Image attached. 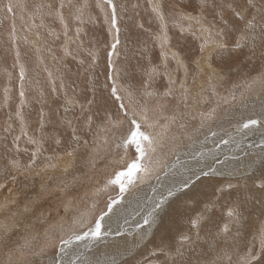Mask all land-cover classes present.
<instances>
[{
    "label": "rangeland",
    "instance_id": "1",
    "mask_svg": "<svg viewBox=\"0 0 264 264\" xmlns=\"http://www.w3.org/2000/svg\"><path fill=\"white\" fill-rule=\"evenodd\" d=\"M255 1L256 7H264V0ZM177 2L178 0H112L116 9V27L113 28L111 24L112 10L103 3V0H0V183L5 185V187L0 188V202L2 199V202H5L0 204L2 205L0 207V221L5 224L4 227H0V264H50L57 257L60 238L62 236L67 237L73 230L82 231L78 228L74 229L73 220L82 211L87 208L91 209L92 198L89 199V186L87 184L92 178L100 175L101 178L97 185L104 186L107 179L113 175L114 170L120 168L117 162L124 155V149L123 147H121L122 149L117 148L116 145L121 143V139L127 137L133 129L132 124L120 112L118 102L111 94L113 85H115L120 96L124 97L123 91L129 90L135 94L136 98L139 97L140 102H142L144 92L151 91L152 93L154 86L161 88V94L155 93L149 96L144 104L160 109L155 121L157 124L158 122L162 124L163 131L164 128H167V131L182 129V125L177 128H174V125L169 127L167 121H189L191 123L187 127L189 132L185 135L188 139H183L181 143L182 147L189 149L190 163L196 162L197 158H204L207 152L214 148L213 145L216 143L214 132L206 133L211 137L210 142L212 144H206L207 147L203 149L201 148L202 144L198 142V139L202 137L190 138V135H193L203 125V114L212 109H215V112L211 120L216 122L204 121V126H211L219 133L228 130L230 134L238 137L241 136L240 128H243V123L248 119H256L259 123L264 122V103L260 104L261 99H264V91L254 92V86H252L257 75H263L264 81V57L260 56L250 63L244 61L247 65H242V67L237 66L236 62H242L241 59L246 52H244L243 47L234 49L233 46L237 41L236 38L239 37V32L242 31L247 22L237 18L235 12H242L246 6L245 17L248 19V15L252 17V9L256 8L249 7L247 0H204L203 4L200 0H183L184 3L180 0L182 3L178 2L179 4ZM9 4L12 5L11 12L7 10ZM156 5L159 6V10L164 16L163 28L156 12L153 11V7ZM190 12L209 27L212 28L213 25L218 27L219 32L214 33V35L217 38L219 36L218 39L226 44V48L214 49L212 52L216 53V55L213 54L214 57L212 55L214 58L212 62L216 68L217 78L213 82H201L200 80L201 83L198 84L199 88L204 85V95L208 92L207 95H212L213 100L210 99L212 101L209 102L206 99L201 100L202 113H198L193 118L187 115V113H191V110H183L178 94L165 95L169 87V82L166 80L168 67L172 74L177 70L174 69L175 62L170 58L169 54L171 53L162 51L163 44H159V41L162 40L160 38H162L163 29L169 31L170 36H175L172 39L176 43L173 45L168 43V47L177 50L182 58L189 60L185 63L186 70L188 68L189 72L191 71L193 60L200 55L203 56L201 44L198 42L200 38H197L201 28L195 22L192 23L195 29L190 28L184 33L178 31V28L182 26L181 17L188 16ZM61 17L63 22H61ZM257 19H260V16H257ZM189 23L190 21L187 19L185 24L188 25ZM230 27L232 32L229 31ZM77 29L80 31L77 32ZM224 32L225 34L222 36ZM179 34L184 36L187 34L186 37L189 42L183 44L180 39L183 36ZM231 40L234 41L231 42ZM256 43L257 48L262 47V45L258 47V40ZM113 44L116 45L115 48L112 47ZM227 51L229 52L227 53ZM220 52L225 54L221 53L222 55H220ZM162 53L167 54V59L165 56L162 57ZM200 58L202 57H199V60ZM231 64L235 67H232ZM21 69H23V78L28 77H25L27 87L21 85ZM223 69L224 71H219ZM221 73L225 74H223L225 78ZM187 81L189 86L190 78ZM28 83L30 87H28ZM96 83L98 85L105 84L107 95L111 101L108 104L112 105V108L109 105L107 107L112 112L100 111V107L96 106L94 93ZM175 83L172 84L176 86ZM21 92L24 95L23 101ZM233 94L236 97L234 100L232 99ZM90 101L92 103H89ZM124 103L125 105L128 104L125 97ZM116 114L122 117L121 120H118L125 124H120L117 127H120V130L125 126L131 129L128 128L124 133H120L119 137H116L117 127H112L108 123L109 117L115 120ZM226 115L230 116L228 117L229 121H222L223 117L225 120ZM89 118H91V123H89ZM210 123L212 124L210 125ZM101 128L106 130L101 132ZM142 130L149 132L148 128H142ZM73 134L76 136L79 134L84 142L87 141V146H82L83 144L79 142L83 150L80 155L74 157V159L78 158L77 165L79 168L76 171L64 174L63 177L56 178L53 183L48 181V184L41 186L37 185V179L32 180L29 177H35L34 173H45L51 177L58 171L55 167L39 168L27 172L19 170L11 172L13 169L10 162L13 159L21 163L27 160L26 155L23 154L24 151L17 147L21 146L20 139L29 144L36 141L34 144L37 145V148L31 152L30 156L32 158L33 152H36L35 161H39L41 144L38 143V140L40 138H44V140L49 136L56 138L55 146L49 147L54 153L66 154L69 151L76 153L73 151L74 148L68 147L71 144H69V140L73 138ZM248 135L251 143L254 139L259 138L253 133ZM103 138H107L106 143L105 141L102 142L101 139ZM238 138L240 140V137ZM96 144H102L101 147L105 148V151L99 149L97 167L84 171V166L92 157V153L95 152L94 149L96 148L93 146ZM252 145L255 144L252 143ZM92 147L93 152H90ZM179 147L181 149V146ZM17 151L21 153L18 154ZM244 151L245 149H239L238 152L242 154ZM26 154L28 153L26 152ZM133 156L134 150L130 149L127 158L131 159ZM262 156H264V152ZM248 157H253V154ZM228 159L231 158H228L225 153L217 159L212 157L202 159L201 163L206 170H209V166L216 169L221 161ZM258 166H261L260 159ZM165 170V168L159 169L156 174L152 175L151 179L147 180V183H144L146 181L143 182L144 184L137 182L123 194L114 186L103 191V195L97 193L100 197V200L97 201L100 205L96 206L98 210L101 208L106 210L110 197L120 200L113 206V213L111 214L113 217L112 215L117 213V219L115 217L105 223L111 229H117L113 227L119 228L118 220L120 219L126 220L130 215L132 216L129 218H143L147 211L151 210L156 196L164 193L160 190L155 192V196H150V193L146 194L148 183L157 179V176L160 177L165 174ZM105 172L106 174H104ZM261 172L264 170H256L247 177L242 175L237 178L246 180L244 182L252 186L246 189L247 197L243 202L236 200L235 193L241 190L239 186H235L232 190L225 191V194L229 195L227 199L231 200L228 199L226 200L227 203L224 201L225 203L207 207L208 212L212 209L216 213L215 222L210 231L211 240L207 242L208 250L202 258V262L199 261L200 254L197 252L192 257L184 259L188 264H243L242 258L244 259L248 255L249 249L243 240L237 242L235 238L240 235H249L250 232L244 229L243 225H237L231 222L232 220H228L223 211L231 202L236 205L249 202L256 190L254 189L256 188L255 183L260 179ZM24 175L27 176L23 177ZM12 177H15V180ZM206 178L209 179L210 177ZM211 178L218 184L215 181V175ZM166 182L167 187H169V181ZM139 186L140 189H136ZM141 189L147 192L141 194ZM134 191L137 193L131 194ZM181 197L184 198L185 196L180 195ZM176 200L173 199L165 205L171 212H175L172 203ZM200 208L201 205L184 203L177 213L179 217L188 220L191 237L194 235L195 229L191 227L189 217H192V213ZM163 210L159 211L158 214L161 212L164 214L165 211ZM224 218L231 223L226 222L220 226ZM107 219L105 218V221ZM206 221L205 217L200 221L199 236L205 235L202 224L204 225ZM126 223L121 229L125 228ZM225 224L229 228L232 224L233 232L229 238L221 232ZM167 228L170 230L169 227ZM145 229L146 226L128 236L126 231L119 235H113L116 239L115 242L113 240L105 241L108 235L99 241L84 240L79 244L70 246L67 255L62 257L60 255V257L65 264L69 260H75L77 256L86 259L90 264H111L113 259L117 261V264H144L145 258L154 261L155 264H164L166 260L168 264H172L171 260L166 256L164 257L163 254H160L161 256H149V253L158 246L156 243L160 244L161 241L158 240L160 237L158 235L151 239L148 238L146 244V240L140 238V233L144 232ZM252 230L255 233H260L261 228ZM166 233L171 234V231ZM182 233L183 231L176 235L179 236ZM218 233L220 235L217 236ZM44 242H51V244L48 248L40 250ZM167 242L171 243L170 241ZM133 244L135 247L132 246ZM153 244L155 245L153 246ZM86 245L88 246L86 247ZM238 245L239 247L234 249V246ZM144 246L146 247L145 256L141 260L137 258V253L142 252ZM250 249L254 252L259 251L258 248ZM16 252L21 256L23 255L21 262L14 263L12 257H15ZM128 252L131 254L126 255ZM171 252L174 253L175 248L172 247ZM24 258L27 262H23ZM77 264H80L79 260H77ZM177 264H181L179 258H177Z\"/></svg>",
    "mask_w": 264,
    "mask_h": 264
},
{
    "label": "bare ground",
    "instance_id": "2",
    "mask_svg": "<svg viewBox=\"0 0 264 264\" xmlns=\"http://www.w3.org/2000/svg\"><path fill=\"white\" fill-rule=\"evenodd\" d=\"M178 2H180V0H178ZM182 2H183V0H182ZM182 2H180V3H182ZM257 3H258V1H257ZM230 6H232V5H230ZM182 7H183V5H182ZM258 8H262V6L261 7H259V6L256 7V9H258ZM180 9L181 10H185V9H182V8H180ZM256 9H252L253 11H251V14H252V16L254 14H256V17L260 16V19L256 18V23L259 24L260 21H261V14L257 13ZM185 11H188V10H185ZM246 12H247V7L245 6V8H243L242 12H240V13H241L243 19L245 21H248L252 17H249V15H248V19H247L245 17ZM177 17H179V16L177 15ZM187 17H192L194 19H188L190 21V23L188 25L185 24L187 19H181L180 23H182V27L187 29V30L190 29V28L191 29H195V27L192 25V23L196 22L198 24V26L201 28L199 30V32H198V35H197V38H200L199 41H198L200 44L203 42V38L206 35H208V33H204L202 31V28H206V29L209 30V32L211 33V38L212 39H213V37H215L214 40H216L218 42H222L220 39H218L219 36L217 38V36L214 35V33L219 32V28L218 27L213 25L212 28H211L208 25H206L205 22L204 23L200 22L196 17H194L192 12H190ZM228 18H230V17H228ZM221 20L225 21V19H223V18H221ZM176 25H178V24H176ZM216 25H218V24H216ZM234 28H236V27H234ZM244 29H245V27H243V29H242L243 32H244ZM230 30L232 32L231 27H230L229 31ZM178 31H180V33H184L185 32V31H183V32L181 31V27L178 28ZM242 31L239 32V37L243 33ZM173 33L176 34L175 32H173ZM224 34H225V32L223 33L222 36H224ZM186 35L184 36L183 34H181L180 36H183V37L179 36L180 39H181V42L183 44H185L186 42L187 43L189 42L187 40ZM174 37L170 36L169 31L163 29L162 30V38H160L162 40L159 41V44L160 43L163 44L162 51L164 50L165 53L166 52H169V53L176 52L178 54L179 58H180V61H181V63L178 64L176 62V60L173 59V61L175 62V68L174 69L177 70L175 73L172 74L171 73V69L169 67H168V75L165 72L166 73V80H168V82H169L168 90L172 89V93L179 95V98H180V100L182 102L183 110L184 111L185 110H187V111L191 110V113H187V115H189L190 117L193 118V117H195V115H198V113L201 112V108H200L201 100L206 99L207 102L213 100V96L212 95L211 96H209V94L207 95L208 92L206 93V95H204L205 94L204 91H203L204 90V85L199 88L198 84L201 83L202 81L203 82L204 81L213 82L214 79L217 78V74H216V71H215L216 68H215L214 63L212 62L213 61L212 59H214L213 58L214 57L213 54L216 55V53H212V52H214V49L216 50V49H220V48L216 47L214 44H210L202 52L203 56L200 55V56H198L197 59L193 60V62L191 61L192 62L191 63V71L189 72L188 68L186 70V64H185L189 60L188 59L186 60L185 58H182L181 54L177 50L172 49L170 46H169L170 48L168 47V43H170L171 45L176 43V41L175 40L173 41V39H172ZM239 37H237L236 39H238ZM233 41L231 40V42H233ZM176 45H178V44H176ZM261 45H262V47H260ZM179 46H182V45H179ZM250 47H251V45L243 47L245 49L244 52H246V54L241 59L242 62H240V61L236 62L237 66H241L242 67V65H244V66L247 65L244 61H248L250 63L252 60L258 59L261 56L259 53L262 50H264V44H262L260 42V40H258V47H260V48L256 49L257 54L255 56H253L251 54ZM229 51H227V53ZM221 53L222 52H220V55H222V54L224 55L225 54L224 52L222 54ZM169 55H170V58H172L171 54H169ZM212 55H213V57H212ZM163 56L164 55H162V57ZM186 57H188V56H186ZM199 57H202V58H200V60H199ZM216 61H217V59H216ZM232 61H233V59H232ZM224 65H223V67H224ZM231 65H232V67L233 66L235 67V65H233V64H231ZM219 67H220V65H219ZM226 69H227V67H226ZM233 69H236V68H233ZM219 71L222 72V71H224V69L223 70H219ZM218 74H220V73H218ZM223 74L221 73L222 76H223ZM189 75H190V77H189ZM262 76L263 75H260V76L257 75L256 79L253 80L254 82H253L252 86H254L253 87L254 88V92H259V91H262V90L264 91V88H263L264 87V81H263ZM25 77L22 79L21 85H23L24 87H27L26 86V80H27L26 78H28V77H26V78ZM188 78H190L189 86L187 84V82H188L187 79ZM200 80H201V82H200ZM172 83L173 84L175 83L176 86H174ZM28 85H29L28 87H30L29 83H28ZM118 85H119V83H118ZM181 85H183V87ZM177 88H178V91L176 90ZM184 88L188 89V92H187V104H185V102H184ZM246 89L248 90L249 88H246ZM161 92H162V90H161V88L159 86H154L153 89H152L153 95L155 93L161 94ZM94 93H95V99H96L95 100L96 101V106L100 107V111L102 110V111H105L107 113L112 112L107 107V105H109L112 108V105L108 104V102H111V101H110V97L107 95V88H106L105 84L103 83V84H99L98 85L96 83V86L94 88ZM123 93H124L125 99L128 101V95L131 92H129V90H124ZM132 95H133L134 99L139 100V97L136 98L134 93H132ZM136 96H138V95H136ZM148 98H149V95H147L144 92V95L142 96L141 104H143L144 107H146L147 110H148L149 122L153 124V127L148 128V129H149L150 134L154 137V139L156 141V144H155L156 151H155V153H149V155L153 156L154 159L160 160L162 162V164H166V165L169 164V165H167V168L165 170V172L166 171L168 172V174H167L168 177L165 176V174H163V175H161L159 177V179H155L154 178L155 180H152L150 183H148V185H149L148 189H147L148 192L145 191V190L142 191V189H141V191H140L141 194H145L147 192L146 194L150 193V196H152V195L155 196L156 193H157L156 191L162 190V191L166 192V189L168 188L167 185H166L167 184V182H166L167 180L169 181L168 182V184H170L169 186H171L173 181L181 179L184 175H192L193 172H199L201 169H203L204 171H207L204 168L203 164L201 163L202 159H209L210 157H212L214 159H217L219 156H222L225 153H226V155H228V158H231V159L221 161L220 164L218 165V167L216 168L217 174L215 175L216 176L215 181H217L218 184H216L211 178V176H214V175L209 176L210 177L209 179H207L204 176H201V177H204V178H200V181L199 180L196 181V183L192 186L190 191H187L186 194H181V195L185 196L184 198H182V197L180 198L179 197L178 200H176V201H174L172 203V205L174 206L175 212H171L169 210V208L164 206L165 208H164L163 211H165V213L162 214V212H161L160 214H158L156 224H154L151 228H149L148 225H144L143 224V218H139V219L138 218L134 219L133 217L129 218L132 215H130L128 217V219H126V220L125 219L118 220V222L120 223L119 224V228L118 227H113V228H117V229H111L110 226H108V224L105 223V225H107V227H105V230L110 229V233L105 238V241H112L113 240L115 242L116 239L113 237V235L117 234V230H119V231L121 230L120 233H123V232L126 231L125 233L128 236V235H130V233L142 230V228L146 226V229L144 230V232H150L151 233L147 237V239L148 238L151 239L152 237H157L158 235H160V237L158 239L159 241H161L162 238L166 242L170 241L171 244H172V247L175 248L176 247V239L178 237L176 235L177 233H181L183 231L182 234H187V235L190 236V234H189V231H190L189 226L190 225L187 222L188 220L187 219L185 220V219L179 217L177 215L178 210L181 209V206L184 203H187L189 205H201V208H204V209L200 208L199 210L195 211L196 213L193 212L192 213V217H189V219L195 218L197 216H202L203 218L205 217V220L207 219V221H206V223L204 225L202 224V228H203V231L205 232V235L204 236H200V239L195 244L193 250L185 252L184 259H186L188 257H192V255L197 252V253L200 254L198 259H199L200 262H202V258L204 257L206 251L208 250V243L207 242H209L211 240L210 231H211V228H213V223L215 222V218H216L215 210L210 209V211L208 212L206 206L203 207V205L206 204L207 206H209V205L216 206V204H218V203H222L224 201L226 202V200L229 199V198L227 199V197L229 195L225 194V192L223 194L217 193L216 190L218 188L224 186V185L227 186L228 184H232V185L235 184L234 186H236V187L239 186V189L241 191L235 193L236 194V200H239L240 202H243L245 200V198L247 197L246 189L248 187H252V186H249L248 184H246L244 182L246 180L237 179V178L239 176H242V175L244 176L245 173L252 174L256 170H262V169L264 170V168H262L261 166H258L259 159L262 157L263 152H264V122H260L259 125H256L253 128H251V129L240 128L241 130H239V131H240V135L241 136H238V137H240V140H239L238 137H236V135L233 136L232 134H230V132L228 130H226L224 133H219L218 131L216 132L215 131L216 129H213L211 126H209V127L204 126V122H203V125H201V127L198 128L196 130V132L193 133V135H190V138L191 139L192 138L198 139L199 137H202V138L198 139V142L202 144L201 148L203 149V148L207 147L206 144H212L210 142L211 137H209V134L206 135V133L214 132L216 134V137H215L216 143L213 145L214 148L207 152L208 156L206 154L204 158H197L196 162L190 163V161H189V156L190 155H188L189 149L187 147H182L181 143H182L183 139L184 140L188 139V137L185 136V135L187 134V132H189L187 127L189 126V124L191 125V123H189V121H186V122L185 121H167L169 127H172L174 125V128H177L178 126L182 125V129L180 128L181 129L180 130V129L177 128V130H175V131H167V128H164V131H163L162 124H160L159 122L157 124L156 121H155V119L158 117V112L160 111V109L158 107H149V106L145 105L144 103L146 102V100ZM210 99H212V100H210ZM23 100H24V95H23L22 101ZM259 100H260V98H259ZM263 103H264V99L263 100L261 99V103L260 104H263ZM210 105H212V104H210ZM114 110H115V108H114ZM115 112L117 113L116 110H115ZM228 117H230V116L226 115L225 120H224V117H223L222 121H229ZM118 119L121 120L122 117L116 114L115 120H118ZM220 120H221V118H220ZM207 121H213V123L216 122L214 120H207ZM120 124H124V122H122ZM211 124L212 123H210V125ZM128 128L129 127L125 126V127L121 128V130H120V127H117V129H116V133H117L116 137H119L120 133L121 134L124 133L125 130H128ZM129 130H131V129L129 128ZM249 133L256 134V137L259 136L258 139H254L253 142H252L255 145H252V143L250 142L251 140H250V138H248V136H249L248 134ZM73 137H74V134H73ZM76 137H78L80 140L79 139L76 140L74 138L69 140L70 141L69 144L70 143L71 144L68 147L74 148L73 151L76 152V153H73V152L69 151V152L72 153V155H68L69 152H67L66 154H58V153H56V152L54 153V152H52V150H50L49 147L51 145L53 147L55 146V140H56L55 137L49 136L48 138L46 137V140H44V138H40L38 140V143L41 144V151H40V155L38 157V158H40V160L39 161L36 160L32 167H28L30 161H32V158H31L30 155H31V152L34 149L37 148V145L34 144V143H30L29 144L27 141H24V140L20 139L21 146H17V147L24 151V152L23 151L22 152H23V154L26 155V159L27 160L25 162H23V163L19 162V164H20L19 168H14L12 166V164H11V168L13 169L11 172L13 173L16 170L27 172L29 170H37L39 168L47 169L48 167H55L58 171H57L56 174L52 175L51 177L49 175H46L45 173H39V174H35L34 173L35 177L34 176L29 177L32 180L37 179V181H38V183L36 182L37 185L41 186V185L48 184V181H50V183H53L56 178L63 177L64 174H70V173L76 171V169L79 168V166L77 165L78 158L74 159V157L75 156L77 157L78 154L80 155L82 150H83L82 146H85V142L83 141L84 139L81 137V135L77 134ZM101 140H102V142L105 141L104 138L101 139ZM202 141H209V142L203 143ZM224 141H227V143H225ZM79 142L81 144H83V145L80 146ZM77 145H79V146H77ZM101 145L102 144H96L95 146H93V147L96 148L95 152H93V147L90 150V152H93L92 153V157H90V159L87 158V159H89V161L87 160L88 162L86 163V165L83 164V165H85L84 166V171L85 170H91L93 167H97V158H98L99 149H101V151L103 149V147H101ZM184 145H185V143H184ZM179 146H181V149H180ZM228 146H230V147H228ZM253 147H255V149H252ZM239 149H241V150L245 149L244 153L239 154V152H238ZM103 151H105V148L103 149ZM26 152L28 154H26ZM57 152H59V151H57ZM14 153H16V152H14ZM20 153L21 152H18V154H20ZM250 154H253V157L249 158L248 156ZM126 159H128V158L126 157ZM13 161H17V160L13 159ZM255 163H256V165H255ZM173 165L175 167H173ZM118 166H120V168H122L125 165L119 164ZM153 167H154L153 175L156 174L159 171V169H163V167H161V166H155L154 165ZM0 174H1V172H0ZM104 174H106V172ZM26 176L27 175H24L23 177H26ZM0 177H1V175H0ZM100 178H101L100 175H97L94 178H92L91 181H89L88 184H87L89 186V190H88L89 199L92 198L91 199L92 201L90 202L91 203L90 205H92L93 203H95L96 206L100 205L99 203H97V201L100 200V197L98 196L97 193H102V195H103V191L102 192H97V189H96V188L99 189V188L103 187L102 185H97V182L99 181ZM144 183H147V180ZM34 186H36V185H34ZM132 188H134V187H132ZM136 189H140V186L137 187ZM254 189H256V190L253 192V197L249 200V202H247L245 204H238V205H236L233 202H231L229 204V206L225 207L223 213H224L225 217L228 220H231V218L228 217L227 212L229 211V209L239 207V209L241 211L240 225H243L244 229L248 230L250 232V234L249 235H240V236L236 237L235 239H236L237 242L243 240V243L246 245V247H248V249H250V248H256L257 249L258 248V250H260L259 239H258L259 233L258 232L255 233L252 229H257V228L264 227V192H262L258 188H254ZM136 193L137 192L134 191L131 194H136ZM159 196L160 195H157L156 197L158 198ZM141 200H142V198H141ZM150 200H152V199L150 198ZM229 200H231V199H229ZM2 201H3V199H2ZM2 201L0 202V204H4L5 203V202H2ZM144 203L146 204V202H144ZM140 206H141V204H140ZM131 207H133V206H131ZM137 208H138V206H137ZM86 210H89V209L87 208ZM86 210H84L82 212H85ZM96 212L98 213L99 210L96 209ZM131 212H133V211H131ZM147 213H148V211H147ZM223 213H222V216H223ZM193 214H195V215H193ZM112 216L113 217H111L110 220L114 219L115 217L117 219L118 214L116 213L115 215H112ZM227 219L224 218L223 222L220 223V226L223 225L226 222H228V223L232 222V221L229 222ZM110 220L107 219L105 222L110 221ZM125 223H126L125 228H124L125 230L121 229V227ZM138 225H140L142 227H138ZM4 226H5V224L2 221H0V227H4ZM167 227H169L170 230ZM229 229H230V231L228 233H225L226 234L225 236H227L228 238L232 236V232H233L232 224L230 225ZM167 231H171V234L170 233L167 234L166 233ZM197 231H199V232L201 231V227L200 226H199L198 229H195L193 231V234H194L192 236L193 239L196 238L195 234L197 233ZM222 237H224V236L222 235ZM130 238H131V236H130ZM147 239H145L146 240V244L148 243V240H149V239L148 240ZM156 242H158V241H156ZM50 244H51V242H44L43 246H42V248H40V250L44 249V248H48L50 246ZM156 244H158V246H159L161 243L160 244L156 243ZM154 245L155 244H153V246ZM132 246L135 247V244H133ZM238 247H239V245L238 246H234V249H236ZM145 251H146V247L144 246L143 251L137 253V258H140L142 260L144 258V256H145V254H144ZM256 252H258V251L256 250ZM60 255H61V257L65 256V254H63V253H61ZM22 256H21V254H18L16 252L15 257H12V258H14V260H13L14 263H17L19 261L21 262ZM56 258L57 257H55L54 259H56ZM243 260L244 259L242 258V262H243ZM23 262H27V261H25V258L23 259Z\"/></svg>",
    "mask_w": 264,
    "mask_h": 264
},
{
    "label": "snow or ice",
    "instance_id": "3",
    "mask_svg": "<svg viewBox=\"0 0 264 264\" xmlns=\"http://www.w3.org/2000/svg\"><path fill=\"white\" fill-rule=\"evenodd\" d=\"M201 4L204 3V0H200ZM249 7L256 8L255 0H247ZM103 3L108 6L112 10V19L111 24L112 27H116V9L115 5L112 3V0H103ZM7 10L9 12L12 11V5H7ZM153 11L156 12L158 18L161 21V27L164 26V16L159 10V6L156 5L153 7ZM256 12L261 14V21L260 23H256V14L252 16L245 24L244 32L241 36L237 39L234 49H240L242 47H246L251 45L250 51L253 56L257 54V40H260L262 44H264V7L256 9ZM238 18L243 19L240 12L235 13ZM181 19H194L192 17L182 16ZM61 22H63V18L61 17ZM198 22V21H197ZM180 26V25H178ZM181 27V31H186L187 29ZM80 30L77 29V32ZM204 33H208L203 38V42L200 45L201 52L204 51L210 44H214L216 47L219 48H226V44L223 42H218L211 38V33L208 29L202 28ZM118 42V41H117ZM113 48L116 47L115 44L112 46ZM262 57H264V50L259 53ZM167 59V54L162 53ZM172 59L176 60L178 64L181 63L180 58L176 52L171 53ZM21 79H23V69H21ZM183 87V85H181ZM250 87V85H249ZM187 92L188 89L184 88V102L187 104ZM172 89H169L165 95H171ZM112 96L118 102V107L120 112L123 114L124 118L128 120L133 129L130 134L123 138L121 143L116 145L117 148L123 147L124 155L121 156L120 160L117 162L118 164L125 165L124 167L114 170L112 176H110L105 185L102 188L97 189V192L107 191L109 187H116L119 189L121 194L125 193L129 187L134 186L137 182L143 183L146 180L151 179L153 172H154V165L161 166L163 168H167L166 164H162V162L158 159H154L153 156L149 155V153H155L156 151V141L154 137L147 131L142 130V128H151L153 124L149 122L148 117V110L144 107L143 104L139 100L133 98L132 93L128 95V104L125 105L124 97L120 96L117 92L115 85H113ZM147 95L151 96L153 93L148 92ZM215 94V93H214ZM21 96H23V92H21ZM236 97L233 94L232 99L234 100ZM89 103H92L91 101ZM67 111V109H65ZM215 109H212L210 112L203 114L202 123L207 120H211ZM143 121V124H141ZM123 121L119 120H112L111 117L108 119V123L112 127H117ZM89 123H91V118H89ZM259 123L256 119H248L245 123H243V128H249L255 126ZM106 129L101 128L100 131L103 132ZM75 131V130H74ZM74 139L78 140L79 138L74 135ZM18 139V138H17ZM107 142L105 138V143ZM227 143V141H224ZM32 143H36V141H32ZM59 143V141H57ZM79 146V145H77ZM85 146H87V141H85ZM130 149L134 150V156L131 159H126L127 154ZM95 151V149H94ZM36 152L32 154V161L29 163L28 167H32L35 163L36 159ZM68 155H72L71 152ZM12 166L14 168H19L20 164L17 161H12ZM260 165L264 168V156L260 158ZM173 167H175L173 165ZM168 172H165L167 175ZM217 170L211 166H209V170L204 171L201 169L199 172H193L192 175H184L181 179L173 181L172 185L166 189V192L161 193L158 198H156L153 202L151 210L143 217V224L148 225L151 228L154 224H156L158 212L162 211L164 206L168 204L173 199H179L181 194H186L187 191H190L192 186L196 183V181L200 180L201 176L208 177L211 175H216ZM250 173H245L244 176H249ZM194 177V178H193ZM15 180V177H12ZM159 179V176H157ZM5 187L3 183H0V188ZM235 187L232 184H228L227 186H222L216 190L217 193L223 194L226 190H230ZM255 187L260 189L264 192V172H261L260 179L258 182L255 183ZM119 198L113 199L109 198V201L106 205V210L101 208L99 212H96V205L95 203L92 204L91 209L86 210L85 212L80 213L73 220L74 229H81L82 231L73 230L71 234L67 237H61L59 240V247L57 258L54 259L51 264H65V262L60 258V254L63 253L67 255V250L73 244H79V242L84 240L89 241H99L103 237L109 235L110 229L105 230V218L107 217L109 220L111 219V214L113 213V206L119 203ZM2 207V205H0ZM208 206L206 205V208ZM228 217L231 218L232 222L239 225L241 221V211L239 207L229 209L227 212ZM203 217L197 216L192 218L190 223L193 229H198L200 221ZM138 227H142L138 225ZM230 231L227 224L221 229L222 233H228ZM120 234V231L117 230V235ZM150 232H141L140 238L141 240L147 239L150 235ZM217 235H220L218 233ZM200 239L199 231L196 233V238L193 239L191 236L187 234H181L176 239V247L175 252H171L172 244L169 242L164 241L161 239V244L155 247L150 253L149 256H157L163 254L164 256L168 257L171 260L172 264H177V258L181 261V264H188L187 261L184 260L185 252L194 249L195 244ZM259 245L260 250L258 252H254L253 250L249 249L248 255L244 258L243 264H264V227L261 228L259 233ZM88 245H86L87 247ZM131 252L126 253V255H130ZM77 260H79L80 264H90L89 261L86 259H82L80 256H77L75 260L67 261V264H77ZM111 264H117V261L113 259ZM144 264H155L154 261H151L147 258L144 260ZM164 264H168L167 260Z\"/></svg>",
    "mask_w": 264,
    "mask_h": 264
}]
</instances>
